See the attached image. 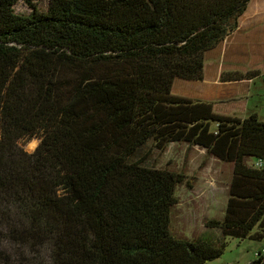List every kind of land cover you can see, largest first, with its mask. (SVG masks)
<instances>
[{"label":"trees","instance_id":"trees-1","mask_svg":"<svg viewBox=\"0 0 264 264\" xmlns=\"http://www.w3.org/2000/svg\"><path fill=\"white\" fill-rule=\"evenodd\" d=\"M17 1L0 0V264H208L228 237L264 239V120L172 93L203 78L250 0H23L27 15ZM171 142L232 164L214 233L170 230L186 177L145 148Z\"/></svg>","mask_w":264,"mask_h":264},{"label":"rangeland","instance_id":"rangeland-1","mask_svg":"<svg viewBox=\"0 0 264 264\" xmlns=\"http://www.w3.org/2000/svg\"><path fill=\"white\" fill-rule=\"evenodd\" d=\"M49 0H32L43 10ZM14 11L27 15L31 8L18 0ZM40 139L37 136L19 139L18 144L33 152ZM148 151V162L158 168L182 172L186 179L176 189L177 204L172 207L170 230L177 237L195 238L206 232L210 218H222L232 176V164L208 155L205 149L184 142H171L164 151L153 147ZM251 163V160H248ZM223 254L208 264H253L256 253L264 248V239L250 240L228 237Z\"/></svg>","mask_w":264,"mask_h":264},{"label":"crops","instance_id":"crops-1","mask_svg":"<svg viewBox=\"0 0 264 264\" xmlns=\"http://www.w3.org/2000/svg\"><path fill=\"white\" fill-rule=\"evenodd\" d=\"M258 70L264 74V0H250L238 27L205 52L203 78L176 77L174 95L211 102L217 114L264 120V79L233 80L225 73Z\"/></svg>","mask_w":264,"mask_h":264},{"label":"built area","instance_id":"built-area-1","mask_svg":"<svg viewBox=\"0 0 264 264\" xmlns=\"http://www.w3.org/2000/svg\"><path fill=\"white\" fill-rule=\"evenodd\" d=\"M264 252V250H262Z\"/></svg>","mask_w":264,"mask_h":264}]
</instances>
